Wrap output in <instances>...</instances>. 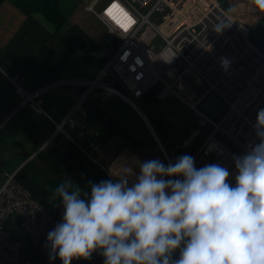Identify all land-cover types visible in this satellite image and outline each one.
Masks as SVG:
<instances>
[{"label": "built area", "instance_id": "obj_1", "mask_svg": "<svg viewBox=\"0 0 264 264\" xmlns=\"http://www.w3.org/2000/svg\"><path fill=\"white\" fill-rule=\"evenodd\" d=\"M85 9L104 26L107 42L106 61L94 74L55 79L31 91L23 86L22 76L8 77L19 95L17 107L27 105L41 113H45L44 94L70 87L72 106L62 121H53L54 131L45 146L53 144L60 134L91 162L104 168L98 158L97 136L86 124L77 125L73 113L86 118V102L104 94L123 100L139 112L138 101L157 84L161 86L158 97L176 95L200 116L203 124H209L206 136L192 153L197 167L218 162L233 170V156L244 154L259 142L253 125L257 111L264 108V49L250 40V29L223 3L88 0ZM154 15L156 19L152 20ZM221 22L226 26L220 32L215 31ZM113 37L119 39L115 48L111 44ZM156 37L162 45L150 44ZM222 57L230 61L227 71L221 67ZM196 88L202 91L197 93ZM193 91L197 94L191 103L182 93ZM209 94L226 106L217 120L199 108ZM65 126L73 128L74 133ZM84 137L88 138L85 145L80 141ZM17 170L2 172L0 263L61 264L59 258L49 261L46 245L48 231L59 220L16 180ZM14 225H19L26 234L29 245L40 254L38 259L25 257L23 243L13 236ZM71 264L103 263L93 252L89 259L73 260Z\"/></svg>", "mask_w": 264, "mask_h": 264}, {"label": "clouds", "instance_id": "obj_2", "mask_svg": "<svg viewBox=\"0 0 264 264\" xmlns=\"http://www.w3.org/2000/svg\"><path fill=\"white\" fill-rule=\"evenodd\" d=\"M253 3L264 11V0ZM229 64L221 58L225 71ZM253 128L259 142L233 156V170L197 167L185 153L137 160L136 173L120 164L116 179L87 189L65 178L52 195L62 213L46 235L49 261L99 252L103 264H264V108Z\"/></svg>", "mask_w": 264, "mask_h": 264}, {"label": "crops", "instance_id": "obj_3", "mask_svg": "<svg viewBox=\"0 0 264 264\" xmlns=\"http://www.w3.org/2000/svg\"><path fill=\"white\" fill-rule=\"evenodd\" d=\"M225 1L221 0V3ZM58 2L69 12L60 28L53 26L40 12L25 13L13 0H0V186L3 183L2 172L17 170L39 151L50 146L45 144L54 131L53 121H62L73 103L70 87L66 86L42 96L46 114L27 105L17 107L19 95L11 87L8 77L16 74L22 76L23 86L31 91L55 79L91 76L95 73L94 66L84 62L83 52L93 45L103 44L104 26L86 11L83 0ZM42 47L52 49L65 60V64L54 75L36 60ZM85 109L89 122L78 112L73 113L72 118L77 125L86 124L93 136H97L98 128L105 130L104 141H99L97 137L100 143L98 157L110 179H116L112 170L120 164H127L136 173L137 160L159 158L167 162L173 154L171 147H181L174 145V139L168 136L172 140L165 141L168 151L163 148L160 137L159 144L148 131L140 112L113 95L104 94L89 99ZM68 128L69 132L74 133L73 128ZM58 136L66 140L64 136Z\"/></svg>", "mask_w": 264, "mask_h": 264}, {"label": "trees", "instance_id": "obj_4", "mask_svg": "<svg viewBox=\"0 0 264 264\" xmlns=\"http://www.w3.org/2000/svg\"><path fill=\"white\" fill-rule=\"evenodd\" d=\"M13 2L25 13L34 11L42 13L56 28H60L63 25L69 13L65 11V6H62L58 0H13ZM249 37L255 45L264 49V29L259 26L258 28L252 29ZM100 46V44L93 45L83 52L84 62L90 66H94L93 69H95V72L106 61L105 56L102 58L99 57ZM36 60L41 67L52 75L58 72L65 64L64 58L47 47L40 49ZM86 120L89 122L88 114ZM156 127L159 129L157 125ZM104 131L98 128L97 137L99 141L105 140L103 137V134H105ZM67 151H72V157L70 159L64 156ZM37 159L38 161H44L46 163L47 170L54 175V178H44L39 169L36 170L34 167H31L30 163L32 159L28 160L17 170L15 178L57 220H60L62 206L58 198L52 200V195L58 183L67 178L81 188L87 189L89 187V181L99 182L110 179L104 172L103 167L91 162L71 142L62 139L61 136H56L53 144L46 150L39 151L37 153ZM12 231L13 236L23 242L26 256L39 258V255L31 249L28 239L19 225H14ZM95 253H97L103 263V257L99 252Z\"/></svg>", "mask_w": 264, "mask_h": 264}, {"label": "rangeland", "instance_id": "obj_5", "mask_svg": "<svg viewBox=\"0 0 264 264\" xmlns=\"http://www.w3.org/2000/svg\"><path fill=\"white\" fill-rule=\"evenodd\" d=\"M83 1L85 7L87 0H83ZM218 1L221 2V0ZM66 2L67 1H65V3ZM223 4L231 12L236 14V16L242 19L243 22L246 24V26L250 29V31L252 29L258 28V26L264 29V11L259 10L253 3V0H227ZM80 9L82 10V8ZM155 19L156 16L154 15L152 17V20ZM157 22H159L158 18H157ZM150 44L159 46L162 45V41L159 39V37H156L151 40ZM100 48L101 50L99 51V57L100 58H102L103 56L106 57L107 55L105 51V49L107 48L106 39L104 40ZM160 88H161L160 85L158 84L155 85L152 89L149 90V92H147V95L143 96L138 101L137 104L140 110H142L146 114V116H148L149 119L152 121L151 123V121L149 120L150 125L153 129L155 127L156 130L155 129L154 130L157 131L156 135L158 139L160 137L159 139L160 143L162 141L164 144L163 148L167 149V144L165 143L167 139L170 142L172 141L171 139L168 138V136L174 139L175 141L174 145H178L179 147L181 146L180 148L171 147L173 150V154L172 156L169 154L170 155L169 157L172 160L185 153L191 154L192 151L199 145V143L206 136L209 130V124L207 123L203 124L201 121L202 119H200V116L195 111H193L188 106V104L180 101V99L176 95H168L165 98L158 97L157 93L160 90ZM196 89L198 91L197 93L202 91V88H196ZM197 93L196 91H193L182 94H184L185 98L191 101L194 100ZM191 103H193V101H191ZM155 124L159 127V129L156 127ZM65 128L67 130L69 129L67 126H65ZM148 131L150 132V130ZM185 141L187 143H185ZM155 143L157 144V142ZM188 143L189 145L185 146ZM98 158L100 159V156ZM30 165L31 167H34V169L36 170L39 169L41 175L44 178H54V175L47 170L48 168L46 166V163L44 161H38L37 154H35V156L32 157ZM0 180H1V175H0ZM32 258H35V256H33Z\"/></svg>", "mask_w": 264, "mask_h": 264}, {"label": "water", "instance_id": "obj_6", "mask_svg": "<svg viewBox=\"0 0 264 264\" xmlns=\"http://www.w3.org/2000/svg\"><path fill=\"white\" fill-rule=\"evenodd\" d=\"M107 38H109V36H107ZM118 43H119V39L117 37L111 38V44L114 48L117 46ZM225 107H226L225 104L222 101H220L219 99H216L214 94H209L199 104V108L202 109L213 120H217L222 115V113L225 110ZM140 115L142 116V118L147 123L148 128L151 131L152 135L155 137L156 141L159 143L158 138L156 136V133L154 132V129L151 127L150 123L148 122L146 116L142 115L141 111H140ZM104 135H106V134H103V137H105ZM87 139L88 138L84 137L80 141L83 145H85L87 142ZM64 156H65V158L70 159L72 157V151L65 152Z\"/></svg>", "mask_w": 264, "mask_h": 264}, {"label": "bare ground", "instance_id": "obj_7", "mask_svg": "<svg viewBox=\"0 0 264 264\" xmlns=\"http://www.w3.org/2000/svg\"><path fill=\"white\" fill-rule=\"evenodd\" d=\"M146 116V115H145ZM147 118V117H146ZM147 120H148V118H147ZM148 122H149V120H148ZM150 123V122H149ZM75 145V144H74ZM76 146V145H75ZM80 151V150H79ZM81 152V151H80ZM25 234V233H24ZM26 235V234H25ZM16 239H18V238H16ZM20 240V239H19ZM21 241V240H20ZM22 242V241H21ZM23 243V242H22ZM31 249H33L32 247H31ZM33 251L35 252V253H37L36 252V250L35 249H33ZM24 255H25V257H28V256H26V252L24 251ZM37 255H39V257H40V254H38L37 253ZM28 258H30V257H28ZM31 259H38V258H31Z\"/></svg>", "mask_w": 264, "mask_h": 264}, {"label": "flooded vegetation", "instance_id": "obj_8", "mask_svg": "<svg viewBox=\"0 0 264 264\" xmlns=\"http://www.w3.org/2000/svg\"><path fill=\"white\" fill-rule=\"evenodd\" d=\"M154 127V126H153ZM155 129V128H154ZM154 132L156 133V131L154 130Z\"/></svg>", "mask_w": 264, "mask_h": 264}]
</instances>
